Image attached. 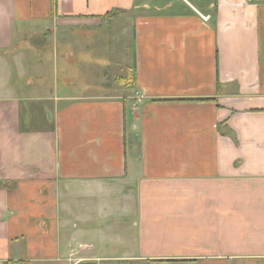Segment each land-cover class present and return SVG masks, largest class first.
<instances>
[{
	"label": "crops",
	"instance_id": "1",
	"mask_svg": "<svg viewBox=\"0 0 264 264\" xmlns=\"http://www.w3.org/2000/svg\"><path fill=\"white\" fill-rule=\"evenodd\" d=\"M0 264H264V0H0Z\"/></svg>",
	"mask_w": 264,
	"mask_h": 264
},
{
	"label": "rangeland",
	"instance_id": "2",
	"mask_svg": "<svg viewBox=\"0 0 264 264\" xmlns=\"http://www.w3.org/2000/svg\"><path fill=\"white\" fill-rule=\"evenodd\" d=\"M110 42L104 43L103 45H108L109 46ZM91 49H88V53L89 55L92 54ZM77 54V52H76ZM101 55H109L108 52L105 53H101ZM39 59H40V67L43 68V71L46 73V77H47V83H59L58 85L61 86L62 83H68V87L72 88V89H79L84 87L86 84L84 83V77H82L81 75H83V67L80 66V62L77 66L71 65V63L66 62L63 59L62 55H54V56H49V55H39ZM103 64H105V66L103 65V67L101 68L102 70L106 68V65L111 64L110 59L105 58L102 60ZM85 67H88V64L84 63L82 64ZM65 67L67 68V70H65ZM63 70H65V72H63ZM78 70V73H77ZM80 71H81V75H80ZM54 73V78H52V75ZM76 74V81H73V83H71V77L70 75ZM67 75V77H65ZM59 79V81H58Z\"/></svg>",
	"mask_w": 264,
	"mask_h": 264
},
{
	"label": "built area",
	"instance_id": "3",
	"mask_svg": "<svg viewBox=\"0 0 264 264\" xmlns=\"http://www.w3.org/2000/svg\"><path fill=\"white\" fill-rule=\"evenodd\" d=\"M205 18H208L207 16H204Z\"/></svg>",
	"mask_w": 264,
	"mask_h": 264
}]
</instances>
